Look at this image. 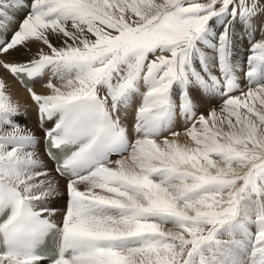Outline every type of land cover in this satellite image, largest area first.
I'll list each match as a JSON object with an SVG mask.
<instances>
[{
	"label": "snow or ice",
	"instance_id": "1",
	"mask_svg": "<svg viewBox=\"0 0 264 264\" xmlns=\"http://www.w3.org/2000/svg\"><path fill=\"white\" fill-rule=\"evenodd\" d=\"M0 264H264V0H0Z\"/></svg>",
	"mask_w": 264,
	"mask_h": 264
},
{
	"label": "bare ground",
	"instance_id": "2",
	"mask_svg": "<svg viewBox=\"0 0 264 264\" xmlns=\"http://www.w3.org/2000/svg\"><path fill=\"white\" fill-rule=\"evenodd\" d=\"M22 17H23V14H20V17L18 18L17 22L15 23L16 27L18 26L19 19ZM11 34H12V30L10 31V36H11ZM246 49H247V44L244 45V48L242 50H246ZM22 52L23 51H21V53L17 54V56H16L17 60H26L29 58L28 56L21 58V55L23 54ZM14 89H15L14 99L18 100L21 103V105L23 106L22 111L26 113L25 117L20 120V123L26 125L27 127L31 128L32 130H34L36 135L38 137H40L41 131L33 124V119L35 121V117H34L35 116V108H34L33 103L28 98L27 91L25 89H22L21 87H19V85L16 82L14 83ZM35 90L40 91L41 90L40 86H36ZM39 151H40L41 157L44 159V161H46V158L43 155L42 150L39 149ZM61 187H63V181L61 182ZM63 199H64V197L61 196L57 199V202H56V206L58 208H61V210L63 208V206L61 205V201ZM58 218H59V216L57 217V219Z\"/></svg>",
	"mask_w": 264,
	"mask_h": 264
},
{
	"label": "rangeland",
	"instance_id": "3",
	"mask_svg": "<svg viewBox=\"0 0 264 264\" xmlns=\"http://www.w3.org/2000/svg\"><path fill=\"white\" fill-rule=\"evenodd\" d=\"M22 53H23V52H22ZM24 57H25V55L22 54V55H21V58H24Z\"/></svg>",
	"mask_w": 264,
	"mask_h": 264
}]
</instances>
